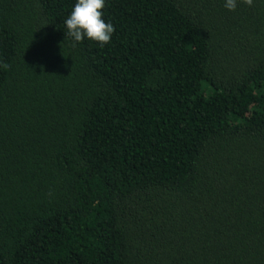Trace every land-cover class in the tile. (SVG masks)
I'll list each match as a JSON object with an SVG mask.
<instances>
[{"label": "trees", "instance_id": "obj_1", "mask_svg": "<svg viewBox=\"0 0 264 264\" xmlns=\"http://www.w3.org/2000/svg\"><path fill=\"white\" fill-rule=\"evenodd\" d=\"M76 3L0 0V264H264V0Z\"/></svg>", "mask_w": 264, "mask_h": 264}, {"label": "clouds", "instance_id": "obj_2", "mask_svg": "<svg viewBox=\"0 0 264 264\" xmlns=\"http://www.w3.org/2000/svg\"><path fill=\"white\" fill-rule=\"evenodd\" d=\"M248 6L253 0H242ZM105 0H77L70 16L66 19L67 35L72 38V47L77 42L88 40L97 42L101 47L111 41L115 28L112 23L103 19ZM225 7L230 11L237 8V0H226ZM4 70H10L11 65L3 63Z\"/></svg>", "mask_w": 264, "mask_h": 264}]
</instances>
